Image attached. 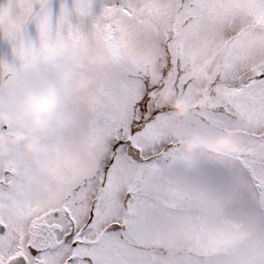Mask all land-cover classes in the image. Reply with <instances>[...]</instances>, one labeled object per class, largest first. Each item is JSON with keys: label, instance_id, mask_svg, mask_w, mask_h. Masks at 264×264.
<instances>
[{"label": "snow or ice", "instance_id": "obj_1", "mask_svg": "<svg viewBox=\"0 0 264 264\" xmlns=\"http://www.w3.org/2000/svg\"><path fill=\"white\" fill-rule=\"evenodd\" d=\"M95 4L0 0V135L53 80L34 134L59 148L0 145V264H264V48L233 45L264 26V0ZM72 50L104 54L81 90L57 81ZM164 91L196 103L176 116Z\"/></svg>", "mask_w": 264, "mask_h": 264}, {"label": "clouds", "instance_id": "obj_2", "mask_svg": "<svg viewBox=\"0 0 264 264\" xmlns=\"http://www.w3.org/2000/svg\"><path fill=\"white\" fill-rule=\"evenodd\" d=\"M241 26L245 23L241 18ZM233 45L238 49H243L245 52L259 50L264 48V26L259 32L252 34L245 38L240 36L233 39ZM80 54L72 50L68 57L67 62L62 65L57 73V81L60 84L71 83L73 90H81L88 87L94 82V77L91 75H83L76 71L81 68ZM88 65H99L104 61V54L102 52L89 53L84 57ZM89 71V69H85ZM55 82L53 80H38L39 87L37 89L26 88L21 93L19 107L15 109L14 116L12 117L15 122L27 124L30 126L28 133L14 132L13 134L0 135V145L12 146L22 143V151L29 154L45 155L51 153L53 156L57 155L59 148L55 144H44L41 142L39 136L31 135L32 130L43 131L47 126L48 121L51 119L52 110L56 104L55 96ZM161 104H168L176 116L183 117L188 113L192 104L196 103L195 96L184 99L181 97H172L167 91L162 92L159 98ZM229 144V135L220 136L207 145L209 151H216L219 148L227 147ZM197 146L195 137L189 138L183 148L185 151H191Z\"/></svg>", "mask_w": 264, "mask_h": 264}, {"label": "rangeland", "instance_id": "obj_3", "mask_svg": "<svg viewBox=\"0 0 264 264\" xmlns=\"http://www.w3.org/2000/svg\"><path fill=\"white\" fill-rule=\"evenodd\" d=\"M64 2L67 3V4H71V0H64ZM51 3H52L53 12L58 11L59 4L61 3V0H51ZM95 8H96V10H98V8H99V0H96ZM29 31H30V33L33 36H35V27H34V25H30L29 26ZM245 38H247V37H245ZM5 55H8L9 58H10V46L5 41L0 39V56H5ZM66 63H68V62H66ZM80 63H81V61H80ZM81 65H82V67L81 68H77L76 71L78 73L83 74V75H89V71H86L85 69H89L91 65H88L86 63V61L84 62V64H81ZM38 87H39V83H38V80H36L33 84L29 85L26 88L37 89ZM29 130H30V126L27 124V122H25L24 124H20V123H17V122L14 121V130H13V132L11 134H13L14 132L28 133ZM39 132H42V131L32 130L31 131V135L38 136V135H35L34 133H39ZM225 135H228V133L226 132V133H224L221 136H225ZM217 137H220V136H217ZM217 137H214L208 144L203 145V146L199 145L198 141H197V146L195 148L203 147L205 150L209 151L208 148H207V145L211 144L214 141V139L217 138ZM41 142H42V140H41ZM22 143L23 142H21L19 145L22 146Z\"/></svg>", "mask_w": 264, "mask_h": 264}]
</instances>
